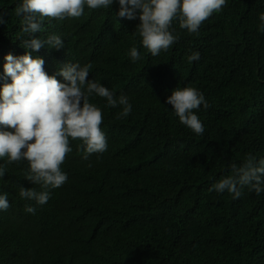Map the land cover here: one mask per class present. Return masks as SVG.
<instances>
[{
	"label": "trees",
	"instance_id": "1",
	"mask_svg": "<svg viewBox=\"0 0 264 264\" xmlns=\"http://www.w3.org/2000/svg\"><path fill=\"white\" fill-rule=\"evenodd\" d=\"M20 3L0 0V88L11 83L4 57L26 51L14 11ZM226 5L191 35L173 20L178 41L157 56L136 31L139 10L135 20H117L118 3L85 6L81 17L51 19L33 34L64 40L59 50L45 44L32 52L47 74L68 62L90 64L88 79L126 95L132 109L117 119L120 107L90 97L102 112L107 150L85 159L82 141L69 138L72 151L61 165L68 179L42 206L19 196L20 187L40 190L24 178L28 163L5 165L0 194L8 193L10 207L0 210V264H264V192L245 187L234 199L209 191L231 175V164L249 154L264 158V0ZM133 47L141 54L135 62ZM195 52L199 60L189 63ZM176 87L195 88L207 100V109L193 110L203 135L165 103Z\"/></svg>",
	"mask_w": 264,
	"mask_h": 264
},
{
	"label": "clouds",
	"instance_id": "2",
	"mask_svg": "<svg viewBox=\"0 0 264 264\" xmlns=\"http://www.w3.org/2000/svg\"><path fill=\"white\" fill-rule=\"evenodd\" d=\"M118 3L117 20L137 19L136 31L142 38V46L157 56L168 51L178 41L172 28L173 20L188 34L198 33L204 21L226 7V0H22L14 9L21 17V47L26 51L20 56L8 54L4 57V77L11 83L0 88V178L6 173V164L26 161L28 168L25 179L35 187H20L21 199L33 201L42 206L51 196V190L60 188L68 177L61 165L72 151L69 138L82 141L87 159L91 154H102L107 150L105 134L101 131L102 112L93 103V95L104 98L107 106L120 107L117 119L126 118L132 105L126 95L116 96L113 91L95 79H88L91 65L64 63L54 75L46 73L45 61L39 56L33 58L45 44L57 50L64 48L60 35L50 34L37 38L33 34L46 31L45 22L51 19L65 20L79 18L85 6L90 10L108 9ZM258 30L264 33V12L258 16ZM5 23L0 15V24ZM28 37V38H25ZM133 62L141 58L136 47L129 53ZM198 52L187 57L188 62L199 60ZM62 77L63 82L56 77ZM166 104L179 118V122L196 135H203L205 129L193 110L201 105L209 107L203 93L195 88H175L166 98ZM11 129L13 131H8ZM231 175L214 183L209 191H227L239 199L247 187L257 195L264 192V158L257 160L249 154L241 165L231 164ZM10 207L8 193L0 194V210ZM25 211L35 214L36 208L25 206Z\"/></svg>",
	"mask_w": 264,
	"mask_h": 264
}]
</instances>
